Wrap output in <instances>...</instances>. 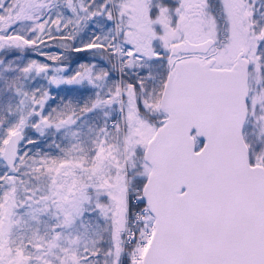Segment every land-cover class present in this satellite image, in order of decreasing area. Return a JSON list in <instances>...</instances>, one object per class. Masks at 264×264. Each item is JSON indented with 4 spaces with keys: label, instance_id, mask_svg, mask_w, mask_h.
<instances>
[{
    "label": "snow or ice",
    "instance_id": "obj_1",
    "mask_svg": "<svg viewBox=\"0 0 264 264\" xmlns=\"http://www.w3.org/2000/svg\"><path fill=\"white\" fill-rule=\"evenodd\" d=\"M0 264H264V0H0Z\"/></svg>",
    "mask_w": 264,
    "mask_h": 264
}]
</instances>
